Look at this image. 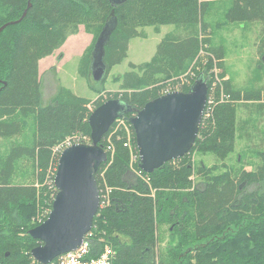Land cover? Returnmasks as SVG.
<instances>
[{
    "label": "trees",
    "instance_id": "16d2710c",
    "mask_svg": "<svg viewBox=\"0 0 264 264\" xmlns=\"http://www.w3.org/2000/svg\"><path fill=\"white\" fill-rule=\"evenodd\" d=\"M215 1L220 0H127L119 5L111 0H0V28L19 20L26 11L23 20L0 33V137L31 135L0 154V264H41L32 250L42 242L30 230L48 218L58 192L54 176L47 173L58 167L61 153L55 149L68 137L91 142L92 100L60 86L44 105L39 62L84 24L94 41L81 57L79 72L91 78L95 43L114 16L117 25L105 48L103 81L128 56L130 40L141 35L139 27L153 25L159 31L160 25L171 24L180 33L168 32L150 61L131 64L133 70L116 78L121 93L93 103L95 109L116 98L128 105L130 110L122 119L131 128L136 158L125 146L124 131H114L113 124L101 141L105 150L113 149L96 172L101 196L106 187L112 188L110 203L100 206L94 218L85 239L89 243L86 259L101 256L109 245L111 264H264V152H260L262 162L255 163L251 172L242 166L233 173L216 174V167L195 165L191 159L196 150L221 160L234 151L238 105L218 103L213 116L206 119L212 108L206 104L191 151L153 173L139 165L136 135L129 121L147 102L162 95V82L190 77L205 43L208 51H215L210 39L201 34L209 27L205 14ZM230 2L224 15L227 23H264V0ZM212 61L209 57V64ZM195 73L191 85L181 91L188 92L200 74L208 77L201 70ZM226 84L234 98L264 101V88L235 89L230 82ZM212 93L209 90L210 99ZM263 101L258 105L261 109ZM30 118L32 131L26 135ZM250 123V119L242 122L245 131ZM194 172L203 178L195 187ZM18 173L30 176L16 180ZM28 179L32 181L27 183ZM43 211L42 221L33 223ZM57 259L49 264H59Z\"/></svg>",
    "mask_w": 264,
    "mask_h": 264
},
{
    "label": "rangeland",
    "instance_id": "374dc122",
    "mask_svg": "<svg viewBox=\"0 0 264 264\" xmlns=\"http://www.w3.org/2000/svg\"><path fill=\"white\" fill-rule=\"evenodd\" d=\"M230 1H215L206 12L205 21L208 22L209 27L201 34L203 37L210 39L212 49L215 51H212L211 48L208 51L206 48H209V44L205 43V48L202 49L200 57L194 62L195 71L201 70L207 74L206 81L209 84V90L211 91L212 89L213 92L212 99L208 96L207 105L212 108L205 117L206 119L213 116L214 108H216L215 106L218 103L238 105V130L234 151L225 160L217 158L214 154H202L197 152V150L191 156L195 165L204 163L209 168L216 167L214 169L216 174L226 171H232L233 173L242 166L245 167L246 171L251 172L255 168V163L259 164L262 162L260 152H264V108L261 109L258 106L263 100H239L226 91L227 82H230L235 89L264 88V23L260 21L227 23L224 15L231 5ZM24 17L25 15L23 14L20 19L23 20ZM138 30L141 35L130 40L128 56L120 64L114 65L110 69L105 81L96 82L93 80L92 75L91 78H86L79 72L81 57L94 41L93 34L87 31L84 24H81L79 31L70 35L61 48L53 54L42 58L39 62L44 98L43 104H48L60 86H63L71 89L79 96L92 100L89 104V110H94V102L99 99L104 100L115 93L123 91L120 85L121 82L116 81V78L123 76L127 71L133 70L134 68L131 64L140 65L150 61L157 50L158 44L168 32L180 33L171 24L160 25L159 31H156L153 25L142 26ZM209 57L213 60L211 62L212 65L209 64ZM195 71L189 73L190 77L182 76L179 81L170 79L162 82L160 84L161 94L176 90L181 91L184 85H191V77L195 78L197 74ZM249 119L251 123L248 130L245 131L242 122ZM31 121L32 119L30 118L25 129L26 135H29L32 131ZM114 124V131H124L126 140H131L132 142L133 135L128 123L125 120H119L115 121ZM246 134H250L248 140L245 138ZM30 136L0 137V154L8 153L16 142H25ZM68 139L72 140L73 137H68L66 140ZM36 171L37 173L39 172V170ZM56 172L57 168H55V171L52 168L47 171L54 178ZM29 176L30 174L21 177L18 173L16 180L25 179ZM191 180L193 187L200 184L199 180L203 182V178L195 172L192 174ZM31 181L28 179L26 182ZM38 182V180L34 181L37 187L40 185ZM249 189L253 190L251 187ZM45 212L39 213L33 219V223H40L45 216Z\"/></svg>",
    "mask_w": 264,
    "mask_h": 264
},
{
    "label": "water",
    "instance_id": "95a60500",
    "mask_svg": "<svg viewBox=\"0 0 264 264\" xmlns=\"http://www.w3.org/2000/svg\"><path fill=\"white\" fill-rule=\"evenodd\" d=\"M126 1L111 0L115 5ZM21 20L4 24L0 33ZM116 25L114 16L95 43L91 72L96 82L103 81L107 74L105 48ZM208 93L209 84L200 74L188 92H167L147 102L129 119L135 131L139 165L143 171L153 173L191 151L199 135ZM129 110L120 99L106 100L89 116L91 142L73 143L61 152L54 178L58 192L52 210L45 221L30 230L31 236L42 242L32 250V256L39 263L49 264L64 253L80 249L85 243L101 205L96 172L109 158L101 141L114 122Z\"/></svg>",
    "mask_w": 264,
    "mask_h": 264
},
{
    "label": "built area",
    "instance_id": "2783aa9c",
    "mask_svg": "<svg viewBox=\"0 0 264 264\" xmlns=\"http://www.w3.org/2000/svg\"><path fill=\"white\" fill-rule=\"evenodd\" d=\"M124 121L122 118L117 119L116 121ZM73 143H79L77 137H73L72 140L68 139L65 140L63 143H61L55 150L56 152L61 153L64 148L67 146L73 144ZM125 146L129 147L132 154V159L135 160V156L133 155V148H132V142L131 140H127L125 143ZM113 149L111 146L107 148L106 151ZM112 188L106 187L105 193L103 191V194L101 196V205H107L110 203V193ZM89 250V243L85 241V243L82 245V247L76 251H70L67 253H64L57 257V262L59 264H111V258L113 256V251L110 248L109 245H106L103 253L101 256L97 258L92 259H86V254Z\"/></svg>",
    "mask_w": 264,
    "mask_h": 264
}]
</instances>
